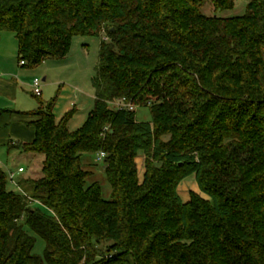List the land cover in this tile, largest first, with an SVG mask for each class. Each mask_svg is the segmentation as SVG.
<instances>
[{"label":"trees","instance_id":"obj_1","mask_svg":"<svg viewBox=\"0 0 264 264\" xmlns=\"http://www.w3.org/2000/svg\"><path fill=\"white\" fill-rule=\"evenodd\" d=\"M244 1L224 18L204 6L237 0H0V36L16 35L26 68L104 36L82 129L72 112L57 121L56 101L10 113L35 130L14 147L43 167L18 193L0 170V264H264V0ZM123 99L152 122L111 108ZM102 153L111 201L84 170ZM191 177L208 199L183 201Z\"/></svg>","mask_w":264,"mask_h":264},{"label":"rangeland","instance_id":"obj_2","mask_svg":"<svg viewBox=\"0 0 264 264\" xmlns=\"http://www.w3.org/2000/svg\"><path fill=\"white\" fill-rule=\"evenodd\" d=\"M246 7L247 3L244 0H237L236 8L233 11L216 13L215 8L211 4H206L203 8V13L207 16L217 15L224 18H233L243 16L246 13ZM0 37L4 43H11V45L12 41L13 43L15 41L18 48V40L15 34L5 32ZM102 38L104 39V36L101 38L76 37L70 53L64 59H51L34 69H22L24 72L22 76L27 78L26 81H23L19 77L12 78L16 81L19 78L21 86L26 82H32L33 84L35 79L43 81L47 77L48 81L42 84L43 97H36L33 87L24 85L23 88H20V101L18 105L15 103L8 104L6 99L0 100V104L4 105L5 108H9V110L31 113L39 109L41 101L46 105L56 101L55 106L56 103L59 104L56 113L57 118L61 120L72 112L73 115L69 120V128L72 132L79 131L85 126L95 107L96 90L93 81L97 75ZM8 49H10V45L5 48V50ZM18 62L17 56L14 59L13 65L17 67ZM65 91L66 94L63 96V92ZM111 108L115 109L112 105ZM10 113L8 111H4V113L0 112V170L9 175L12 172L17 173L19 168L23 167L26 171L21 179L28 176H40L42 174L43 156L26 153L14 147V143H23V141L18 137L20 136L17 126L19 120ZM136 113L139 122L150 123L153 120L151 109L148 106H137ZM5 137L6 139L8 138L7 141H5ZM83 163L84 170L93 174L92 178L88 180V184L99 183L102 187L103 199L111 201L113 190L106 175L105 158L103 159L100 155L96 154H86L83 157ZM137 163L141 169V171L139 169V177L142 181L144 176L142 168L144 165L141 160H137ZM195 182V177H191L182 183L178 190L182 199L190 200L191 189L198 190L196 186H193ZM8 187L14 192H21L19 186L10 180ZM182 188L188 193L181 192ZM202 197L208 199L204 194H202ZM36 239L37 243L33 253L37 256H43L46 244L41 238L37 237Z\"/></svg>","mask_w":264,"mask_h":264},{"label":"crops","instance_id":"obj_3","mask_svg":"<svg viewBox=\"0 0 264 264\" xmlns=\"http://www.w3.org/2000/svg\"><path fill=\"white\" fill-rule=\"evenodd\" d=\"M11 41V40H10ZM10 45V49L5 50L6 46ZM19 54V45L18 48L15 44V41L13 43L12 41V45L11 43H4L3 40H1L0 37V100H7L8 104L10 103H15L16 105H18V102L20 101V97H19V92H20V88H23L24 85H29L32 87V82H26L25 84L21 85L19 84V78L22 79L23 81H26L27 78H24L22 76V74H24L23 70L24 65H22L20 62H18V66L15 67V65H13L14 63V59L18 56ZM13 77L17 78V81L12 79ZM48 78L45 77L43 79V82H47ZM28 83V84H27ZM66 91L63 92V96H65ZM43 97V92H42V96ZM96 100V97H95ZM41 103H44L41 101ZM41 107V105H40ZM39 107V108H40ZM59 108V104L56 103V106L54 107V114L56 116L57 121L59 122L60 120L57 118V111ZM4 111H8V112H12L13 110H9V108H5L4 105L0 104V112L4 113ZM15 112H19V111H15ZM10 118V115H9ZM18 126V132L19 135L18 137H20V139H22L23 143H31L33 142V140L35 139V130L31 127H28L26 124L19 122L17 123ZM1 136V135H0ZM5 136V135H4ZM5 141H7L6 137L4 138ZM4 141V142H5ZM21 143V142H18ZM20 149V148H19ZM22 150V149H21ZM138 160H141L144 165V167L142 168L144 170V175H145V157H139ZM23 167H20L19 169H21ZM25 169V168H24ZM140 169V167H139ZM26 171V169H25ZM141 171V169H140ZM19 172V170H18ZM17 172V173H18ZM25 173V172H24ZM20 174L17 177V183L19 184V181L21 180V177L24 175ZM193 186H196L198 191L194 188L191 189L192 193H196L202 196V192L200 191L199 185L197 182L193 183ZM191 195V194H190ZM183 201L185 203L189 202V199H184Z\"/></svg>","mask_w":264,"mask_h":264},{"label":"built area","instance_id":"obj_4","mask_svg":"<svg viewBox=\"0 0 264 264\" xmlns=\"http://www.w3.org/2000/svg\"><path fill=\"white\" fill-rule=\"evenodd\" d=\"M105 40L108 41V38L105 37ZM21 64L25 65L24 62H22ZM42 84H43V81H41L40 79H35L33 84H32V87L34 90V95L37 97L42 96ZM112 106H114L116 110H124L125 109V110H129V111H136V108H137V106L135 104L127 101L126 99H123L121 101L113 103ZM99 155L101 158H103V159L105 158V155L103 153L99 154ZM24 172H25V169L21 168V169H19L18 173H14V172L10 173L8 175L9 180L12 183L17 184L19 186V184L17 183V177H18V175L23 174ZM19 188H20V186H19Z\"/></svg>","mask_w":264,"mask_h":264}]
</instances>
